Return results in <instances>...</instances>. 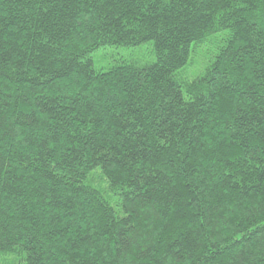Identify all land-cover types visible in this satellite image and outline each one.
<instances>
[{
    "label": "trees",
    "instance_id": "1",
    "mask_svg": "<svg viewBox=\"0 0 264 264\" xmlns=\"http://www.w3.org/2000/svg\"><path fill=\"white\" fill-rule=\"evenodd\" d=\"M42 2L0 0V264H264V0Z\"/></svg>",
    "mask_w": 264,
    "mask_h": 264
},
{
    "label": "snow or ice",
    "instance_id": "2",
    "mask_svg": "<svg viewBox=\"0 0 264 264\" xmlns=\"http://www.w3.org/2000/svg\"><path fill=\"white\" fill-rule=\"evenodd\" d=\"M150 2L151 3H157V0H150ZM164 2L170 4V3H172V0H164ZM43 3H51V0H43V2L40 4V6L43 8V11L45 13H47L48 9L46 7H43ZM247 6L248 5L244 2H242V0H238V7L239 8L244 9V8H247ZM3 51H4V48L2 45H0V57H2ZM195 103H196V101L193 97L188 96L187 94H184L182 96V105L183 106H194ZM105 119H107V117H104L100 120H96L95 118H90L89 121H86V123L90 122L92 125H94V128L91 129L88 133V138L91 139L95 128H101V126H103L102 130L98 133H95V134L98 136L102 135V136L106 137V139L99 140L98 142L102 145L106 144L107 149H111V147L114 144V141L110 137H107L108 125L105 124ZM122 119H126V117H122ZM67 127H68V125H64L63 128H57V127L53 126L51 128V130L49 131V134L44 137V140H46L48 142L46 145H44V148L49 149L48 155L45 158L46 161L56 159V153L51 151L50 149L56 147V144L59 142L60 136L66 132ZM81 131L82 130H78L76 133H73V135L78 136L81 134ZM142 131L143 130L141 128H137V135H140V133ZM6 133L11 134L10 132H7L6 129H0V141H2V139ZM19 138L27 144L35 143L36 139H37L36 137H24V136H19ZM157 139H159V137H157ZM121 143H123V141H121ZM161 143H163V141H161ZM107 149L101 148V149H98V151H100L101 154L103 155V154H105ZM0 152H3L2 148H0ZM69 158L71 159L73 166H76L77 164L83 165L87 162L86 158L83 157L82 153L78 154L75 158H71V157H69ZM59 162L61 163L62 167L65 166V164L67 163V161L64 160V158H61V161H59ZM261 162L264 163V158H262ZM96 163L99 164L100 162L96 161ZM7 170H8V167L5 166L3 160L0 159V192L5 191V189H4V181H5L4 172ZM48 170L54 172L55 175H62L61 173L56 172L55 164H53L52 167H50ZM81 171H83V168H81ZM53 178H55V176ZM181 247H183V246L181 245ZM143 251L145 252V258L150 259L151 258V256H150L151 250L146 248ZM173 255L175 256V260L173 261V264H181V262L184 260V255L181 252V249L179 247L176 248ZM169 259H171V257H169Z\"/></svg>",
    "mask_w": 264,
    "mask_h": 264
},
{
    "label": "rangeland",
    "instance_id": "3",
    "mask_svg": "<svg viewBox=\"0 0 264 264\" xmlns=\"http://www.w3.org/2000/svg\"><path fill=\"white\" fill-rule=\"evenodd\" d=\"M121 51H122L121 49H108L106 51H103V52L101 51V52L96 53V57H95L96 65L97 66H102V67L108 66V63L111 60L107 59L106 56L104 57L103 54L104 53H109V54L111 53L112 55H114L116 52L119 53V54L122 53L123 55L127 54L126 51L125 52H121ZM3 259H5V257H1L0 258V263L4 261Z\"/></svg>",
    "mask_w": 264,
    "mask_h": 264
}]
</instances>
